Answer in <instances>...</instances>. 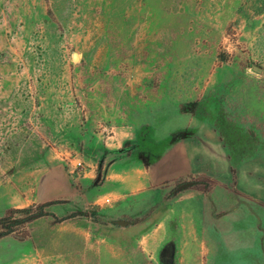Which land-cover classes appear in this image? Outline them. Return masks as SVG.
<instances>
[{
  "label": "rangeland",
  "instance_id": "374dc122",
  "mask_svg": "<svg viewBox=\"0 0 264 264\" xmlns=\"http://www.w3.org/2000/svg\"><path fill=\"white\" fill-rule=\"evenodd\" d=\"M48 201L0 255L264 264V0H0V217Z\"/></svg>",
  "mask_w": 264,
  "mask_h": 264
},
{
  "label": "crops",
  "instance_id": "0c3cea01",
  "mask_svg": "<svg viewBox=\"0 0 264 264\" xmlns=\"http://www.w3.org/2000/svg\"><path fill=\"white\" fill-rule=\"evenodd\" d=\"M181 147L182 146L179 145L177 148H175L174 149V152H175L174 155L172 154V155L167 156L165 162H166L167 167L169 166L168 168H170L171 165L172 166L181 165V167H183V168H181V170L183 172L187 173L186 169H189V167L192 168L193 166H192V162L189 163L191 161L190 158H187L188 165L186 163H184L185 162L184 160H181V154L179 153V151L181 150ZM183 149H185L184 146H183ZM36 188H37L38 196L44 200H50V199L56 198L62 194L64 195V193L68 194V192H69L68 191L69 190V184L66 182V180L63 176L61 167L58 164H53L52 168H49V169L45 170L43 173H41V175L39 176V178L37 180ZM44 203H47V202H44ZM48 203H49V201H48ZM63 223L64 222H62V224ZM72 237H75L73 232L63 234V236L60 235L59 237H56V238L54 236V238L47 241L48 243H46V245H40L38 247H35V251L33 254L28 255L26 257H23L16 264H41V263L45 264V260H46L47 256H53L54 258L57 257V259L60 261H62V259H65L66 261H69V260L72 261L70 259L71 258V255H70L71 247H72V245H74L76 243V241H73L76 239H74ZM12 238L13 237L1 238L0 242L6 241V240H12ZM13 240H16V239L14 238ZM84 246L87 248L88 253L93 254V247L95 245L91 239L86 238ZM63 251H65L67 255L65 253H63ZM136 252H137V250H136ZM136 252H134L133 254H131L132 256H130V261H131L130 263H132V264H135L137 262ZM139 252H140V250H139ZM0 258L6 259V261H4V264H9L11 262H12V264H15V262L7 260L8 254L5 256L0 255ZM33 258H35V259H33ZM82 261H84L86 264H89V263L92 264L91 260H89L86 255L82 256L78 261L73 260L72 262H82Z\"/></svg>",
  "mask_w": 264,
  "mask_h": 264
},
{
  "label": "trees",
  "instance_id": "16d2710c",
  "mask_svg": "<svg viewBox=\"0 0 264 264\" xmlns=\"http://www.w3.org/2000/svg\"><path fill=\"white\" fill-rule=\"evenodd\" d=\"M50 202L31 205L27 208L8 209L3 216L0 217V239L4 237H13L19 241H23L29 237L26 231L21 233L28 224L41 217H52L57 220L56 216L46 211ZM66 220L63 218L62 221ZM26 229V228H25Z\"/></svg>",
  "mask_w": 264,
  "mask_h": 264
},
{
  "label": "water",
  "instance_id": "95a60500",
  "mask_svg": "<svg viewBox=\"0 0 264 264\" xmlns=\"http://www.w3.org/2000/svg\"><path fill=\"white\" fill-rule=\"evenodd\" d=\"M192 185H193L192 182H188V183H185V184L181 185V186H180V189H184V188L190 187V186H192Z\"/></svg>",
  "mask_w": 264,
  "mask_h": 264
}]
</instances>
